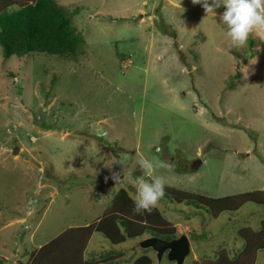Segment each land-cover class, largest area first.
Returning <instances> with one entry per match:
<instances>
[{
	"label": "rangeland",
	"instance_id": "obj_1",
	"mask_svg": "<svg viewBox=\"0 0 264 264\" xmlns=\"http://www.w3.org/2000/svg\"><path fill=\"white\" fill-rule=\"evenodd\" d=\"M56 1L83 38L78 55L4 59L0 45V257L27 261L61 230L93 225L84 264H129L134 253L175 264L139 247L161 216L189 240L183 264H264V30L232 49L223 7L214 15L191 0ZM20 2L0 0V12ZM141 159L172 166L153 173L167 192L228 209L163 196L136 214L129 176L144 175ZM112 207L145 233L112 245L99 228Z\"/></svg>",
	"mask_w": 264,
	"mask_h": 264
},
{
	"label": "trees",
	"instance_id": "obj_2",
	"mask_svg": "<svg viewBox=\"0 0 264 264\" xmlns=\"http://www.w3.org/2000/svg\"><path fill=\"white\" fill-rule=\"evenodd\" d=\"M22 1L25 2H20V5L22 6L18 9L9 10L10 7H7L0 12V45L3 48L4 59L10 56H16L18 58L24 57L25 55L34 52L56 55L59 58L68 59L69 57L76 56L80 53L78 49L84 41L76 27L73 25L72 13L70 11H67L65 7L60 5L56 0ZM174 192L175 191L167 192V188L165 187L164 196L168 201L174 203L184 201L186 204L197 205L196 208L205 206L204 208L206 211L211 209L216 215L221 210L224 211V209H228L226 207L220 208L221 205L219 203H214L215 200L208 197H195V195L187 196L188 194L183 193V191H181L183 193L182 195H178V193L176 195ZM247 194L249 193H245L244 196L239 197L238 199L245 200ZM183 197H188L189 199H183ZM190 197L200 200H192ZM206 204L208 207H206ZM114 208L115 207H112V209ZM117 210H109L106 215L109 212L122 211ZM123 214L127 213L123 212ZM151 214L155 216L157 212ZM154 219L158 221V224H152V227H156V229L153 230V234L151 233L150 236H156L164 240H170L179 236L169 231L172 228L169 224L171 222L163 220L161 216ZM144 222L145 223L142 224L144 226L146 223H149L146 220ZM118 225H120V227ZM92 226L93 225H88L65 230L55 238L56 240L61 238V241L56 243L51 241L44 244L39 249L32 250L27 261L23 262L19 259L12 264H84L81 251L89 235L94 231ZM152 227H149V229ZM106 228H108V230L101 233L108 237L111 244L114 246L121 245V243L123 244L125 238L127 240L129 238L131 239L136 234L141 237L145 233L142 229L139 230V233L137 230L135 232L133 230L132 221L130 222L128 218H123V216L117 218L113 223H109V225L107 224ZM122 228L125 236L119 234V232L122 231ZM68 232L71 234L69 237L67 235ZM75 232H78L79 235H75ZM65 235L67 236L65 237ZM76 242L79 243L76 244ZM80 244L82 247H80ZM57 256L61 257V259L60 261L55 262L54 257L56 258ZM131 259H133L132 256L130 260ZM9 262L10 261H7L4 257H0V264H6ZM136 263L152 264V259L148 256H144L138 258V261L136 259V261L133 262V264ZM195 264L200 263L197 262ZM201 264H209V262H202Z\"/></svg>",
	"mask_w": 264,
	"mask_h": 264
},
{
	"label": "clouds",
	"instance_id": "obj_3",
	"mask_svg": "<svg viewBox=\"0 0 264 264\" xmlns=\"http://www.w3.org/2000/svg\"><path fill=\"white\" fill-rule=\"evenodd\" d=\"M191 2L194 5H201L206 13L214 15L215 9L223 7L224 11L220 14L219 20L232 49L244 48L251 33L264 30V0H191ZM117 163L124 166L125 162L121 160ZM138 163L144 175L135 179L130 175L129 182L135 187L133 211L142 214L151 212L165 194V181L162 177L154 175V170L172 166L163 161L154 162L149 159H141ZM112 179L116 183L121 181L119 174H114Z\"/></svg>",
	"mask_w": 264,
	"mask_h": 264
},
{
	"label": "water",
	"instance_id": "obj_4",
	"mask_svg": "<svg viewBox=\"0 0 264 264\" xmlns=\"http://www.w3.org/2000/svg\"><path fill=\"white\" fill-rule=\"evenodd\" d=\"M17 150L18 148L15 147L12 150L13 154H16ZM139 246L142 249H152L156 253L158 260L165 254L167 259L175 264H183L185 257L190 252L189 240L184 234L170 240L150 236L142 239L139 242Z\"/></svg>",
	"mask_w": 264,
	"mask_h": 264
},
{
	"label": "crops",
	"instance_id": "obj_5",
	"mask_svg": "<svg viewBox=\"0 0 264 264\" xmlns=\"http://www.w3.org/2000/svg\"><path fill=\"white\" fill-rule=\"evenodd\" d=\"M44 215V214H43ZM121 216H123V215H121V214H119V213H117V212H109L103 219H101L100 220V223H101V226L99 227V228H101V227H103V228H106L107 227V224L109 225V223H113L117 218H121ZM125 218H128L129 219V221L131 222V218H130V216L128 215V214H126L125 216H124ZM112 218V219H111ZM23 219H24V217H23ZM88 226V225H87ZM81 227V226H80ZM74 227H72V228H69V229H73ZM98 228V229H99ZM67 230H68V228H67ZM96 231V229H94V231L93 232H95ZM61 232H62V230L59 232L60 234H61ZM93 232L89 235V237H88V241H90V238H91V236H92V234H93ZM81 233V232H80ZM75 235H79V233L78 232H75ZM80 242H81V239H80ZM41 246H43V245H40L39 244V246L37 247V248H35L36 250L37 249H39ZM80 247H82L81 246V244H80ZM84 247V246H83ZM34 249V250H35ZM79 250V249H78ZM81 250V249H80ZM81 253H82V261L84 262V260H85V258H86V252L85 253H83V251H81ZM83 255H84V259H83ZM124 255H125V253H121V254H119V256H118V258L119 259H121V258H123L124 257ZM146 257L147 255H145V254H140L138 257L135 255V253H134V256L132 257L133 259H131L130 260V258H131V255L129 256V257H127L126 259H125V261H127V263H129V264H133V262H135L136 261V259H138V258H142V257ZM112 258H114V256H110V257H108L107 259H112ZM125 258V257H124ZM6 260L7 261H10L9 263H6V264H12V263H15L16 261H18L19 259L18 258H16V259H14V260H8L7 258H6ZM99 261H102V263L104 262V261H106V260H100L99 259ZM98 260H93L91 263H93V264H97L98 262H99ZM86 262H87V260H86Z\"/></svg>",
	"mask_w": 264,
	"mask_h": 264
}]
</instances>
